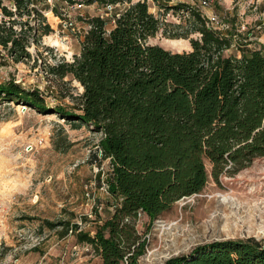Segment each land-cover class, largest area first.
<instances>
[{
    "label": "trees",
    "instance_id": "obj_1",
    "mask_svg": "<svg viewBox=\"0 0 264 264\" xmlns=\"http://www.w3.org/2000/svg\"><path fill=\"white\" fill-rule=\"evenodd\" d=\"M10 1L0 0V47L18 62L30 58L29 47L38 48L53 29L34 0ZM64 1L126 5L109 30L101 17L89 18L79 54L48 66L51 75L80 84L76 108L50 109L38 89L14 80L0 82V103L51 110L103 135V156L113 168L106 185L110 216L98 218L93 233L70 221L46 223L89 244L103 264H138L146 245L135 227L139 215L150 223L178 200L200 193L210 176L218 182L264 158V45L250 47L253 33L242 31L234 15L225 31L215 30L187 3L160 4L188 13L184 29L164 23L149 0ZM158 32L199 37L189 38V51L173 52L149 42ZM163 264H264V237L198 245Z\"/></svg>",
    "mask_w": 264,
    "mask_h": 264
},
{
    "label": "rangeland",
    "instance_id": "obj_2",
    "mask_svg": "<svg viewBox=\"0 0 264 264\" xmlns=\"http://www.w3.org/2000/svg\"><path fill=\"white\" fill-rule=\"evenodd\" d=\"M165 2L187 3L203 16L213 12L227 26L233 14L238 27L257 35L256 43L264 45V0H214L209 8L201 7L199 0H149L150 11L164 23H181L185 29L188 13L166 11L160 5ZM33 4L53 30L42 37L38 48L29 47L31 56L23 61H13L0 47V82L14 80L26 89H38L50 109L56 105L75 109L73 97L82 87L70 76L51 75L48 66L79 54L89 18L101 17L109 30L114 15L126 5L76 7L64 0ZM191 37L199 35L168 38L158 32L149 42L182 52L191 49ZM72 123L51 110L0 103V264H103L89 244L77 243L70 231L62 236V226L49 228L46 223L70 221L93 233L98 218L112 212L106 185L113 168L103 156V135L84 122ZM135 227L146 244L138 264H163L214 241L260 240L264 158L233 176L221 175L218 182L210 176L200 193L178 200L150 223L139 215Z\"/></svg>",
    "mask_w": 264,
    "mask_h": 264
},
{
    "label": "built area",
    "instance_id": "obj_3",
    "mask_svg": "<svg viewBox=\"0 0 264 264\" xmlns=\"http://www.w3.org/2000/svg\"><path fill=\"white\" fill-rule=\"evenodd\" d=\"M214 0H199V5L203 8H209ZM76 7L83 6L81 4H74ZM111 7V6H108ZM207 21V25L215 30H224L226 27H228L225 24L221 23V20L213 13L210 12L206 16H204Z\"/></svg>",
    "mask_w": 264,
    "mask_h": 264
},
{
    "label": "crops",
    "instance_id": "obj_4",
    "mask_svg": "<svg viewBox=\"0 0 264 264\" xmlns=\"http://www.w3.org/2000/svg\"><path fill=\"white\" fill-rule=\"evenodd\" d=\"M228 14H231V13H228ZM230 16H233V14H231ZM259 40V38L257 37V35H254L253 34V38L251 39L252 40V43L250 44V47H254V48H258L260 47L261 45L257 44L255 40Z\"/></svg>",
    "mask_w": 264,
    "mask_h": 264
}]
</instances>
